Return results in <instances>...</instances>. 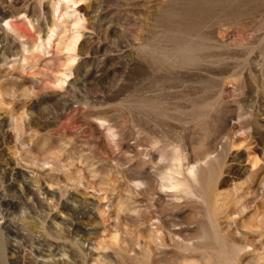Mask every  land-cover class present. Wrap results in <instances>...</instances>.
I'll use <instances>...</instances> for the list:
<instances>
[{"label":"rangeland","instance_id":"obj_1","mask_svg":"<svg viewBox=\"0 0 264 264\" xmlns=\"http://www.w3.org/2000/svg\"><path fill=\"white\" fill-rule=\"evenodd\" d=\"M185 1L0 0V264H264V0Z\"/></svg>","mask_w":264,"mask_h":264},{"label":"bare ground","instance_id":"obj_2","mask_svg":"<svg viewBox=\"0 0 264 264\" xmlns=\"http://www.w3.org/2000/svg\"><path fill=\"white\" fill-rule=\"evenodd\" d=\"M65 1V0H64ZM67 1V0H66ZM222 2H225L224 0H187L185 1V4L183 6V8L179 11L176 12H167V13H184L185 15H183L181 18V21L178 23L179 26H181L182 28H188L195 26L194 24L196 23L195 21L198 20L197 17L194 15H191L192 17H190V13H199L201 15L204 16V18H208L211 16L212 13H226V18L228 20H234L236 19L234 13H255L259 7H254L253 10L249 11H240L239 8H241L242 6L240 5L239 7H234V8H228L226 9V7H224L222 5ZM76 4V3H75ZM250 3H246V5L249 6ZM249 7H253V6H249ZM174 17V16H173ZM171 15H164L162 17V23H166V24H170L173 18ZM178 19V18H177ZM84 21V20H81ZM195 22V23H194ZM171 24H177V23H171ZM6 26L10 29L12 35L19 40L20 42H25L23 44V49L24 52L26 53H30L32 52L33 48H31V45L29 43V39L28 36L25 35V32L21 29L18 28L14 25H12L10 22H6ZM169 26V25H168ZM43 27V26H42ZM34 29V28H33ZM51 33L52 30H51ZM52 36V35H51ZM51 36L48 38V41L51 40ZM5 38H7V34L5 33ZM62 38V37H61ZM64 38V37H63ZM62 38V39H63ZM66 38V37H65ZM64 38V39H65ZM47 39V38H46ZM69 39H67L68 41ZM31 41V39H30ZM47 41V42H48ZM59 41V40H58ZM65 42V41H64ZM219 42V41H218ZM59 43V42H58ZM61 43V42H60ZM67 43V42H65ZM33 46V45H32ZM68 47V46H67ZM185 64V63H184ZM186 66V65H185ZM234 72V71H233ZM225 81V80H224ZM228 81V80H227ZM237 82V81H236ZM233 85V84H232ZM246 140V139H245ZM223 157V156H222ZM209 165V162L205 161L204 163H200L199 165H197V167L192 170V173L197 176L200 179H203V176L205 174V171L207 169ZM263 168V167H262ZM208 170V169H207ZM251 179V178H250ZM129 185V184H128ZM132 189L134 190H138L139 186L135 185L132 187ZM132 214V213H131ZM136 214V213H135ZM221 214V213H220ZM224 223V222H223Z\"/></svg>","mask_w":264,"mask_h":264}]
</instances>
